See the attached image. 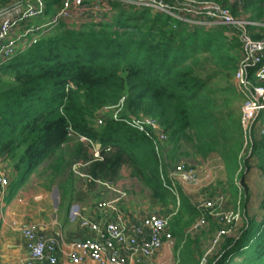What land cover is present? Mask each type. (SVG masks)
Here are the masks:
<instances>
[{
  "label": "trees",
  "instance_id": "16d2710c",
  "mask_svg": "<svg viewBox=\"0 0 264 264\" xmlns=\"http://www.w3.org/2000/svg\"><path fill=\"white\" fill-rule=\"evenodd\" d=\"M15 1L0 0V11ZM45 1L48 19L65 0ZM105 1L107 11L92 22L60 27L0 64V157L24 180L47 161L53 162L55 175L81 164L78 171L89 192L97 182L117 181L122 168H129L154 203L173 207L169 225L177 240V264H200L186 234L200 212L181 189L173 192L162 180L166 158H216L242 214L206 264H264V217L256 218L264 201L258 209L249 207L248 182L253 171L264 174V132L255 131L256 123L245 139L238 109L230 103L238 96L239 31L230 35L223 26L191 25L148 7ZM216 1L259 23L250 26L251 36L264 38V0ZM106 108L119 109L117 118L105 115L98 125ZM141 117L156 119L168 134L167 143L156 149L151 129L129 124ZM259 121L264 129V111ZM71 139L75 147L65 150ZM89 141L100 145L99 157ZM74 180L70 172L66 184ZM61 190L63 199L68 191Z\"/></svg>",
  "mask_w": 264,
  "mask_h": 264
},
{
  "label": "built area",
  "instance_id": "2783aa9c",
  "mask_svg": "<svg viewBox=\"0 0 264 264\" xmlns=\"http://www.w3.org/2000/svg\"><path fill=\"white\" fill-rule=\"evenodd\" d=\"M124 4H131L136 7H148L156 11L166 13L191 25H201L206 28L215 26L225 27L230 35H234L235 29L239 31L237 36L240 39L242 59L234 72V82L237 93L244 103L241 107V126L245 139L248 138L251 129L258 121L264 111V38L254 40L251 36L250 26L258 23L246 18H238L236 21L230 10H225L221 5L213 1L202 0H174L175 5L164 3L162 0H118ZM105 0H93L85 4L83 0H65L62 8L50 18H45V0H16L11 8L0 11V64L8 61L18 54L25 52L30 46L36 44L44 32L59 27L64 21L76 20L73 23L81 22L92 14L103 15L107 11ZM241 5V0H233ZM95 16V17H96ZM94 17V18H95ZM41 22H36L37 20ZM88 20H92L91 17ZM85 22V21H84ZM106 108L101 113L97 124L103 123ZM119 113H113L116 119ZM132 127L139 130L145 128L157 137L158 143L164 144L168 141L160 123L150 117H141L129 122ZM264 132V129L262 133ZM81 141L87 142L84 137ZM93 147L94 157H99L97 145L88 142ZM247 142L245 141V147ZM165 169L162 170V180L169 184L171 191L176 192L178 182L184 185L197 187L201 184L199 172L193 168L177 165L169 168L167 160ZM81 164L74 166L76 172ZM11 169L8 161L0 157V206L6 189L10 186L9 174ZM80 174V173H79ZM84 176L83 174H80ZM263 185L264 201V174L261 175ZM168 182V183H167ZM117 194V199L106 201L100 204L102 208H113L114 203L127 197V193L113 182H99ZM227 199L224 196H217L204 201L200 207H196L200 215L188 230L189 233L199 231L208 223V216L225 219L229 229L221 230L214 238L212 248L221 239L228 235L230 230L240 220L239 212L232 210L224 213L219 212L225 208ZM171 215H162L154 212L144 216L139 222L128 228L120 215L115 220L101 223L84 220L83 226L88 228L94 236L74 240L69 245L67 253L73 264H81L85 260H92L97 264H161L160 253L163 249L170 247L174 237L170 231ZM20 234L24 240L25 257L20 264H58L59 263V242L54 236L44 235L37 225H27L20 228ZM205 260V258H204ZM0 264L5 263L0 251Z\"/></svg>",
  "mask_w": 264,
  "mask_h": 264
},
{
  "label": "crops",
  "instance_id": "0c3cea01",
  "mask_svg": "<svg viewBox=\"0 0 264 264\" xmlns=\"http://www.w3.org/2000/svg\"><path fill=\"white\" fill-rule=\"evenodd\" d=\"M44 165L34 171L28 179L22 178L13 192L6 190L1 199L0 251L5 263L20 264L25 257L24 240L20 234V228L23 226L37 225L44 235L57 238L59 242L58 264H73L67 255L69 245L74 240L94 236L88 228L83 226L84 220L101 223L115 220L120 215L125 225L130 228L144 216L154 212L160 213L152 208L149 197L151 193L148 194L146 200L135 198L138 193L133 187V182L139 180L131 175L127 167L122 168L120 179L113 182L116 187L127 193V197L117 200L113 208H102L101 203L116 200L117 194L99 182L89 192L85 177L80 175L82 174L80 171L75 170L74 179L78 176L81 184L74 180V183L68 186L66 184L68 174L62 180L58 179L55 174H52V170L48 169L49 165L46 168L43 167ZM221 166L224 171L223 165ZM17 174L13 170L10 172L12 178ZM64 188L68 194L62 199L61 189L64 190ZM183 188L191 191L195 187L183 185ZM255 192L253 196L256 195ZM186 195L189 196L187 193ZM252 200L249 207L255 208ZM162 215L170 214L163 213ZM166 252L167 248L160 253L161 264H163ZM81 264L97 263L88 259ZM141 264L145 263L141 262Z\"/></svg>",
  "mask_w": 264,
  "mask_h": 264
},
{
  "label": "rangeland",
  "instance_id": "374dc122",
  "mask_svg": "<svg viewBox=\"0 0 264 264\" xmlns=\"http://www.w3.org/2000/svg\"><path fill=\"white\" fill-rule=\"evenodd\" d=\"M213 2L218 3L219 5H221L225 10H230L231 8L229 5V3L226 4H222V2L213 0ZM106 12V10L104 11V13ZM97 13H94V15L92 14L90 17L93 20V18L96 16ZM231 15L233 16V18L236 21H239L238 18H241L243 15L242 14H238V13H232ZM242 15V16H241ZM90 17L84 18L81 22H92V20H88ZM243 18V17H242ZM36 22H41V20L36 19ZM73 21H77L76 20H70V21H64L63 23H61L62 25H60L59 27L57 26L56 28L51 29L49 32H44L43 34L41 33L40 36V40L45 37V36H49L50 32L51 33H56L58 31V28L62 27L63 29H67L69 26V24H73ZM259 25V23H258ZM256 25V27L258 26ZM256 31H260L258 28L255 29ZM235 83V82H234ZM237 92V90H236ZM238 94V93H237ZM231 105L233 108L238 109V113L240 115V121H241V107L244 103L243 99L240 98L239 94L236 97H233L231 100ZM117 112V108H110L107 110L106 114L107 115H112L113 113ZM257 125L255 128V131L262 132L263 131V127L259 122H256ZM76 145L75 139H71L70 142L68 143V145L65 147V150L67 148H74ZM169 150V149H168ZM167 150V151H168ZM183 152H185V150H182ZM167 160V165H169L168 167L171 169L173 167H176L177 165H184L190 168L195 169L196 171L199 172V177L201 179V184L197 187L194 188V190L191 191H187L185 190V188H183L184 184H181L180 182L177 183L176 185V189H181L184 194L186 195V193L189 195L187 196L188 199L190 200V202L192 203V205L194 207H200V205H202L204 203V201L208 200V199H213L217 196H224L227 201L225 203V208L221 211V209H219L218 211L221 213H224L226 211L232 210L235 213L239 212V214H242V210L241 208L237 205L235 206L233 199L230 195V193L227 190L226 187V183H225V173L223 171L222 168V163L219 160H212L209 159L207 161L202 160L201 158H199V156H195V155H180L179 157H176V159H170V158H166ZM53 164L52 161H47L45 163V165L43 166L44 168H46L48 165V169L50 168V166ZM80 167V166H79ZM69 170L71 173H73L74 171H72V169L67 168L65 169L64 172H60L57 173L55 176L58 179H63L64 176H67V174L69 175ZM73 170H75L73 168ZM77 175V174H76ZM10 180H11V184L10 186L6 189L7 192H13L14 190H16V188L18 187V184L20 183V181L23 178V175L21 174H17L16 176H14L12 178V176L9 174ZM251 179V180H250ZM261 175L257 172V171H253L252 174L249 176L248 182H249V192L250 193H256L255 196H253V200H252V205L253 207L260 208L261 205V200L263 199V189L261 186ZM76 182L78 181V183L81 184V180L80 178L77 176V179H75ZM247 182V183H248ZM133 187L136 191V193H138L135 198H138V200H146L148 194L150 193V191L145 188L141 182L139 181H134L133 182ZM150 201L152 202V208L157 209L158 212H160L161 214L165 213V214H173V207L172 206H167L165 204L162 203H154L153 200L151 199V194H150ZM264 217V209L260 208L259 214L256 215L257 221L261 222L263 220ZM242 222H240L239 225H241ZM235 227H233L230 232L228 233L231 234L232 231L234 230ZM190 229V227L186 230V234L188 237H190L193 241V248L195 249V251H197L198 255L201 257L200 258V264H206L207 259L209 254L212 252L213 253V249L212 245H213V241L214 238L216 237L217 233L220 232L221 230L224 229H229V224L226 222L225 219L221 220L220 218H215V217H211L208 216V223L201 228L199 231L189 233L188 230ZM177 245V240L174 237V240L172 242V245H170V247L167 248V252H166V256H164V260H163V264H177L176 258H175V246ZM207 257V258H206ZM204 258H206L204 260Z\"/></svg>",
  "mask_w": 264,
  "mask_h": 264
},
{
  "label": "water",
  "instance_id": "95a60500",
  "mask_svg": "<svg viewBox=\"0 0 264 264\" xmlns=\"http://www.w3.org/2000/svg\"><path fill=\"white\" fill-rule=\"evenodd\" d=\"M100 148V145H97V149H99Z\"/></svg>",
  "mask_w": 264,
  "mask_h": 264
}]
</instances>
